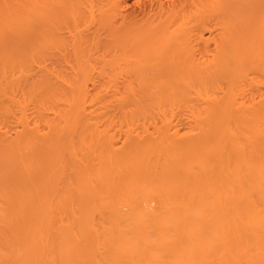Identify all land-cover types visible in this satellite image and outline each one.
Masks as SVG:
<instances>
[{"label": "bare ground", "instance_id": "6f19581e", "mask_svg": "<svg viewBox=\"0 0 264 264\" xmlns=\"http://www.w3.org/2000/svg\"><path fill=\"white\" fill-rule=\"evenodd\" d=\"M156 1L0 0V264H264V0Z\"/></svg>", "mask_w": 264, "mask_h": 264}, {"label": "rangeland", "instance_id": "374dc122", "mask_svg": "<svg viewBox=\"0 0 264 264\" xmlns=\"http://www.w3.org/2000/svg\"><path fill=\"white\" fill-rule=\"evenodd\" d=\"M79 1H80V2H79ZM89 1H91V3H92V0H88V1H86V0H78V2H79V7H80V9H78V10H81V9H82V10H81V14L83 13V8H84V7H83V6H84L83 3L87 4L86 2L89 3ZM95 1H96V0H95ZM123 1H124V0H121V3H122ZM125 1L128 2L127 4H129V5L131 4V5H130L129 7L126 6L127 4H126ZM125 1H124L122 4H120L119 2L117 3L118 5L120 4V6L123 7V8L125 9V11H124V9L121 8L120 6H119V7H116V6H117V5H116L115 8L113 7V8H114V9H113V12H114V10H115L116 8H117V9H118V8H119V9L121 8L122 11L125 12L123 15H125L127 19H129L128 16L131 15V14L127 13V12H129V11H130V13H133L135 10H137V11L134 12V14H135V13H137V14H138V13L142 14V11H143V10H144L143 13H145V10L148 9L147 11H149V10H150L149 8H150L151 6H154L155 4H156V6L158 5V3H157L158 1H156V0H155V1H152L153 3H152V2H149V1H151V0H143L146 4L143 3V1L138 0V2H139L138 5H137V3H136L137 0H134V2H133V0H125ZM160 1H162V2L165 3V4H167V2H165V0H159V2H160ZM93 2H94V1H93ZM141 2H142V3H141ZM91 3H89V5H91ZM124 3H125L126 5H124ZM132 3H133V4H132ZM134 3H135V4H134ZM140 3L142 4V6H141ZM147 3H148V4H147ZM149 3H150V4H149ZM154 3H155V4H154ZM144 4H145V5H144ZM80 5H81V6H80ZM82 5H83V6H82ZM89 5H88V6H89ZM132 5H133V6H132ZM85 6H87V5H85ZM88 6L84 8V9H85V13H86V14H85L86 17H87V12L89 13V9H88L89 7H88ZM139 6H140V7H139ZM144 6H147V7L144 8ZM156 6H155V9H156ZM81 7H82V8H81ZM125 7L127 8V12H126V8H125ZM133 7H134V9H133ZM136 7H137V8H136ZM141 7H142V8H141ZM86 8H87L88 10H87ZM135 8H136V9H135ZM151 8L154 9V7H151ZM111 9H112V7H111ZM131 9H132V11H131ZM141 9H142V11H141ZM78 10H77V12H79V13H77V14H78V15H77L78 17L75 16L74 19H77V20L80 19V20H78V21L80 22V24L82 25L83 28L80 27L81 25L78 24V23H79L78 21H76V20H74V19H73L74 22H73V21H70V22H72V23H69L70 28H69L68 31H69L70 35L68 34V31H67V29H66V30H65V34H66V32H67L68 35L66 34L67 37L64 35V37H63V38H65V39H64V43L61 44V45H65V48H67V51H68L69 54H70V53H73V54H71V55H72V58L75 59V56H73V55H74V54L76 55V53H75L74 51L71 52L70 50H72V48L75 49V46H74V47H72V46H73V45H78V44H79L78 42H80L79 40L81 39L80 37H82V36H83L82 38L87 37V36L89 37V38L87 37V38H88L87 40H89V41H88V44H89V49H88V50H90V51L87 50V54H86V55H89L88 57H90V58L92 59V56H90V55L92 54V53H91L92 46H93V49L96 48V47H98V48H96V49L99 50V53H98V50H96V51H97L96 53H97L98 56H99L100 53H101L100 57H98L99 59H97V55H94V53H93V54H92V55H93V59H92V60H94V59L100 60L101 58L108 59V58H110L112 55L116 54V53H117L116 50H117L118 48H117L116 46H114V45H113L114 48H113L112 50H110V48L113 47L112 45H111V47H110V46L108 47L107 50H109L110 52L106 50L107 47H106V45H104V44H105V41H106V40H105V39H106V38H105V35H106V34H105L104 32L102 33L100 30H99V32L103 34L102 36H100V33H99V32L95 33V32L97 31V30H96V29H97V28H96V25H97V24L95 25V23L92 22V17H90V16L88 15V19L85 17L86 20H84V17H83V16H84V13H83L82 16H81V15H80V11H78ZM86 10H87V12H86ZM151 10H152V9H151ZM120 11H121V10H118V11H115V12H116V13H119ZM147 11H146L145 14L148 15L149 13H148ZM115 12H114V13H115ZM149 12H150V11H149ZM120 13H121V12H120ZM120 13H119L118 15L123 16L122 13H121V14H120ZM126 13H127V14H126ZM89 14H90V13H89ZM137 14L135 15V18H134V15H133L132 17H131V16H130V17H131L132 19H139V18H141V17L143 18V17H146V16H147V15H145V14H142V16L139 14L140 17L138 18V15H137ZM118 15L116 14V16H118ZM127 15H128V16H127ZM143 15H144V16H143ZM125 16H123V17H125ZM89 17H90V18H89ZM118 17H119V16H118ZM81 18H83V19H81ZM89 19H90V20H89ZM119 19H120V18H119ZM71 20H72V19H71ZM81 20H83V21H81ZM84 21H85V22L90 21V23L87 22V24H88V25H87ZM75 22L77 23V25H76ZM83 22H84V23H83ZM73 23H74V25H73ZM91 23H92V24H91ZM70 24H71V25H70ZM93 24H94L95 26H93ZM83 25H84V26H83ZM89 25H90V28H93V27H94V30H95V31H94L93 29H92L91 31L89 30V32H91V33H89L88 31H85L84 29H86L87 27H89ZM77 26H78V27H77ZM91 26H92V27H91ZM72 27H73V28H72ZM74 27H75L76 30L74 29ZM79 27H80V29H79ZM70 29H74L75 31H74V30H70ZM87 29H88V28H87ZM87 29H86V30H87ZM70 31H73V32L71 33ZM92 31H93V32H92ZM102 31H103V30H102ZM189 31H190V30L188 29L187 32H184L183 34H185V35H186L187 33L190 34ZM76 32L79 33V34H78L79 36L77 35ZM84 32H86V33H84ZM87 32L90 34V36H89V34L86 35ZM75 33H76V34H75ZM94 33H95V35H97V34H98V35L95 36ZM80 34H82V35H80ZM91 34H92V35H91ZM71 35H72V36H71ZM74 35H75V36H74ZM93 35L95 36V41H94L93 39H90V37L93 36ZM207 35H208V34H207ZM69 36H70L71 38H70ZM98 36H100V37H98ZM72 37H73V38L75 37V38L73 39ZM96 37H98L97 40L99 39V40H98V43H100L99 46H101V47L98 46V44H97V42H96V41H97V40H96ZM101 37H102V38H101ZM66 38H67V40H66ZM69 38H70V39H69ZM92 38H94V37H92ZM104 38H105V39H104ZM75 39H76V40H75ZM78 39H79V40H78ZM85 39H86V38H85ZM103 39H104L105 41H104ZM69 40H70L71 42H72V40H73V41H75V43L72 42V43H73V45H72V43H71ZM92 40H93L94 42H96V43H94ZM100 40H101V41L103 40L104 43L101 42ZM67 42L71 43V45H70L69 43H67ZM91 43H93V45H91ZM95 44H96L97 46H95ZM191 44H194V42L191 43ZM69 45H70V47H69ZM94 46H95V47H94ZM102 46H105V47L103 48ZM194 46H196V44H194ZM115 47H116L117 49H115ZM197 47H198V46H197ZM197 47H196V48H197ZM70 48H71V49H70ZM76 48H77V47H76ZM99 48H101V49H99ZM102 48H103V51H102ZM196 48H194V49H196ZM74 49H73V50H74ZM114 50H115V51H114ZM197 50H198V49H197ZM197 50H196V58H198L197 56H198V54H199V52H197ZM55 51H57V50L54 49V52H55ZM58 51H60V49H59ZM94 51H95V50H92V52H94ZM100 51H101V52H100ZM106 51H107V52H106ZM113 51H114V53H112ZM117 51H119V49H118ZM54 52H52V53H50V54L53 56V53H54ZM103 52H104V53L106 52V53L104 54ZM108 52H109V54H107ZM110 53H111V56H110ZM119 53H120V51H119ZM119 53H118V55H119ZM69 54H68V56H69ZM59 55H61L60 52H59L58 54H57V52H56V54H55L54 56H55L56 59H58L57 57H59ZM71 55H70V56H71ZM102 55H103V56L105 55V57H103ZM106 55H107V56H106ZM66 56H67V54H66ZM68 56H67V57H68ZM108 56H109V57H108ZM113 57H114V56H113ZM62 58H64L63 55L60 56V60H59L60 62H61V60H63ZM111 58H112V57H111ZM115 58H116V57H115ZM70 59H71V58H70ZM47 60H49V58H47ZM50 60H51V59H50ZM64 60H65V59H64ZM71 60H73V59H71ZM56 61H57V60H56ZM93 77H95V76L90 77V78H89L90 80H87L88 82H86L88 86H89V85L92 86V87H90V86L88 87V86L86 85L87 88H89V89H88L89 91H91V88H93L94 86H96V87L94 88L95 90L92 89L91 92H93V91L96 92V90H97L96 88H98V90H97L98 92H99V90L102 91V90H105V89L107 88V86H106L105 88H103L104 86L102 85L103 82H104V80H105L106 78L103 80V77H102L101 79H100V78H97V77H96V79H95V78H93ZM91 78H93V79L91 80ZM119 78H120V79L122 78L121 80H123V82L126 80V79L123 78V77H119ZM94 79H95V80H99V79H100L102 82H100V80H99V82H98V81L96 82ZM124 79H125V80H124ZM93 80H94L95 82H94ZM121 80L118 79L116 82H117V83H118V81L122 82ZM92 82H93V83H92ZM116 82H115V84H116ZM123 82H122V83H123ZM88 83H89V84H88ZM95 83H96V84H95ZM97 84H99L100 86H98ZM115 84H114V85H115ZM120 84H121V83H120ZM101 85H102L103 87H102ZM114 85H111V86H110V87L112 88V90L110 89V91H112V92H114L113 90L116 88V87L114 88ZM101 87H102V89H100ZM113 88H114V89H113ZM108 90H109V87H108ZM108 90H106V91H108ZM110 91H109V92H110Z\"/></svg>", "mask_w": 264, "mask_h": 264}]
</instances>
